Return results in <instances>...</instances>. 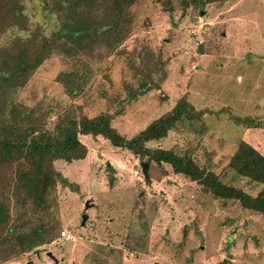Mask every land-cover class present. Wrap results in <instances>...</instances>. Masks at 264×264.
<instances>
[{"label": "rangeland", "instance_id": "obj_1", "mask_svg": "<svg viewBox=\"0 0 264 264\" xmlns=\"http://www.w3.org/2000/svg\"><path fill=\"white\" fill-rule=\"evenodd\" d=\"M164 2L137 0L130 35L114 49L97 43L92 54L50 57L16 100L46 115V128L64 117L108 113L130 139L184 98L203 112L199 121L181 123L148 147L189 153L227 185L256 195L261 187L226 163L240 141L264 156V0H171L170 11ZM72 71L84 82L73 97L58 80ZM79 140L83 160L54 162L69 185L49 193L48 212L24 209L32 224L55 227V237L37 253H0V264H264L261 214L214 199L168 165L151 163L145 182L146 161L102 137ZM12 181L11 170L0 169L1 198L14 216L19 194ZM62 230L75 242L61 240Z\"/></svg>", "mask_w": 264, "mask_h": 264}, {"label": "trees", "instance_id": "obj_2", "mask_svg": "<svg viewBox=\"0 0 264 264\" xmlns=\"http://www.w3.org/2000/svg\"><path fill=\"white\" fill-rule=\"evenodd\" d=\"M136 1L0 0V169L11 170L12 189L19 194L16 202L19 208L13 216L1 198L0 184V253H37L39 246L53 240L55 227L48 228L43 221L32 224L24 209L29 205L34 212H48L49 193L58 184L69 185L55 169L54 162L71 163L86 157L87 149L79 136L102 137L114 148L131 152L148 165H168L174 174L188 178L214 199L235 201L243 210L264 217V156L248 143H237L226 167L235 176L259 185L256 195L227 185L219 174L207 168L208 164L201 166L189 153L181 155L148 147L166 138L181 123L199 121L203 112L196 111L184 98L130 139L117 132L108 113L82 115L79 119L64 117L46 128V115L16 100L50 57L64 55L73 59L82 53L92 54L97 43L114 49L126 40ZM164 1L169 9L171 0ZM226 1L181 0V3L202 6ZM58 78L69 96L82 92L84 82L77 72H62ZM234 120L253 123L250 118Z\"/></svg>", "mask_w": 264, "mask_h": 264}, {"label": "water", "instance_id": "obj_3", "mask_svg": "<svg viewBox=\"0 0 264 264\" xmlns=\"http://www.w3.org/2000/svg\"><path fill=\"white\" fill-rule=\"evenodd\" d=\"M148 167H149V165L147 163H144V162L140 163L141 173H142V176H143L145 182H149V180H150L149 174H148ZM84 207H85V210H87L91 207V205H89V203L86 201L84 204ZM86 220H87V216L83 215L81 218V225L82 226L85 225ZM48 256L51 257V254L48 253Z\"/></svg>", "mask_w": 264, "mask_h": 264}, {"label": "built area", "instance_id": "obj_4", "mask_svg": "<svg viewBox=\"0 0 264 264\" xmlns=\"http://www.w3.org/2000/svg\"><path fill=\"white\" fill-rule=\"evenodd\" d=\"M133 174H134V177L136 178L139 177L138 170L133 171ZM60 239L63 241H71V242H75L76 240L75 236L69 230H62L60 232Z\"/></svg>", "mask_w": 264, "mask_h": 264}]
</instances>
